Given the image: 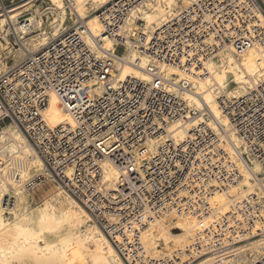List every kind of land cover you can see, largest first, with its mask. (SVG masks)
I'll return each instance as SVG.
<instances>
[{
  "label": "built area",
  "instance_id": "built-area-1",
  "mask_svg": "<svg viewBox=\"0 0 264 264\" xmlns=\"http://www.w3.org/2000/svg\"><path fill=\"white\" fill-rule=\"evenodd\" d=\"M34 1L0 0L11 50L0 48V130L15 125L22 131L50 177L90 212L126 264H193L220 256L239 239L243 243L256 224L264 229L261 189L211 225L201 223L186 262L180 252L154 257L142 240L151 223L172 214L202 222L213 210L217 193L244 180L243 170L255 174L247 154L235 146L228 128L205 103L196 109L167 90L170 83L177 90H190L191 85L167 78L161 66L207 75L206 62L228 47L264 50V0H196L152 33L138 17L129 39L126 25L145 0H111L96 15L102 35L115 38L119 49L108 52L93 36L101 53L85 40L91 31L78 17L40 49L28 50L25 38L38 29L30 20L33 8L18 16L13 11ZM64 1L68 9L74 5L73 0ZM126 45L149 57L150 81L118 77L120 50ZM22 47L27 49L23 57L9 66L13 51ZM52 95L73 124L53 127L46 121L43 112ZM219 102L228 127L241 135L264 170V81L244 95ZM196 119L178 142L172 124ZM6 159L0 152V168ZM105 162L118 172L115 187L103 184ZM46 178L36 173L23 186L33 190ZM250 264H264V256Z\"/></svg>",
  "mask_w": 264,
  "mask_h": 264
},
{
  "label": "bare ground",
  "instance_id": "bare-ground-1",
  "mask_svg": "<svg viewBox=\"0 0 264 264\" xmlns=\"http://www.w3.org/2000/svg\"><path fill=\"white\" fill-rule=\"evenodd\" d=\"M36 1L22 4L21 8L13 11L14 16H18L22 10L34 9L30 20L40 31L25 38L24 45L28 50L40 49L49 42V37L58 36L67 28L65 25L68 20L72 19L74 24L78 17L87 21L91 33L88 32L85 40L95 52L98 50L94 37L103 41V47L108 52L118 51L119 43L115 38L102 35L101 23L95 15L111 0H73L74 5L70 9L64 0H42L40 4ZM194 1L196 0H145L133 10L126 25V37L129 39L134 32L135 20L138 17L145 22L144 30L152 33L170 16L176 15ZM44 2H47V6L41 5ZM4 25V19L0 17V48L10 50V47H7L10 41L7 34H4ZM25 47H22L21 51H15V58L25 53ZM122 52V60L118 63L120 79H152L146 69L150 62L146 54L139 52L136 46L129 45H126ZM205 66L207 75L199 72L184 73L174 66L162 65L167 78L176 83L185 79L191 85L190 90H177L176 86L170 83L167 90L177 93L196 109H200L205 103L228 128V134L235 146L247 154L255 174L243 170L244 180L217 193L212 199L213 210L202 222L194 216L172 214L151 223L145 229L142 240L154 257L180 252L181 261H188L189 253L186 251L190 248L192 250L197 233L202 229L201 223L204 226L211 225L217 217L230 212L232 205L242 201L249 194L264 190V181L260 180L264 177L262 165L252 156L241 135L228 127V120L219 106L220 98L244 95L264 81V50L257 46L239 52L228 47L210 58ZM43 114L53 127L73 124L69 112L62 107L55 95L51 96ZM197 121L198 119L172 124L170 128L175 139L181 141ZM0 150L4 158L7 154L6 163L0 168V264H126L90 212L50 177L42 158L17 126L7 125L1 128ZM32 173L45 174L47 180L57 183L54 193L46 194L35 207L30 205L29 193L27 195L23 186ZM250 175H256L259 179L252 181ZM117 178V170L109 162H105L103 184L115 187ZM8 194L17 198L12 208L1 204L4 196ZM175 229L178 232L172 231ZM259 229L263 228L256 224L251 235L244 237L243 243H238L241 239L235 238L238 241L228 251L220 256L211 255L200 259L198 264H250L261 259L264 256V234L257 237ZM196 257L197 255L193 256Z\"/></svg>",
  "mask_w": 264,
  "mask_h": 264
},
{
  "label": "rangeland",
  "instance_id": "rangeland-1",
  "mask_svg": "<svg viewBox=\"0 0 264 264\" xmlns=\"http://www.w3.org/2000/svg\"><path fill=\"white\" fill-rule=\"evenodd\" d=\"M41 1L42 0H37L36 2H37V4H40L41 3ZM47 1V0H46ZM48 2V1H47ZM47 2H44V4L42 3L41 5H44V6H47ZM35 8V7H34ZM33 11H34V9H32ZM68 10V9H67ZM98 12V11H97ZM96 12V13H97ZM96 13H95V15H96ZM72 19H70V20H68L67 21V24L65 25L66 27H70V26H72L73 24H72ZM49 28V27H48ZM39 32V30L37 29V31L35 32V33H33V35L34 34H37ZM120 51H122V49L120 50ZM14 55H16L15 54V51L13 52V54L11 55V57L7 60V63H8V65L10 66L11 64H13L15 61H18L19 59H21L22 58V56L21 57H16L15 58V56ZM16 59H18V60H16ZM34 174H36V173H32L31 174V176H33ZM45 175V174H44ZM46 176V175H45ZM56 184L57 183H55L53 180H50V179H45L43 182H41V184H39V185H37L36 186V188H34L33 190H28V189H26L27 190V195H28V193H29V198H30V205L32 206V207H35L36 205H38L42 200H43V198H44V196L46 197L47 195H51V194H53L54 192L53 191H55V189H56ZM50 192V193H49ZM47 194V195H46ZM16 200H17V198H16V196L15 195H13V194H8V195H6V196H4V198H3V200H2V202H1V204L4 206V207H10V208H12L13 206H14V204L16 203ZM7 212H9V211H7ZM7 216H10V214H7ZM173 232H178V230H172ZM157 234V233H156ZM160 234H161V232H160ZM160 234H158V235H160ZM259 237V236H258ZM201 260H199V261H196V262H194L193 264H198L199 262H200Z\"/></svg>",
  "mask_w": 264,
  "mask_h": 264
}]
</instances>
